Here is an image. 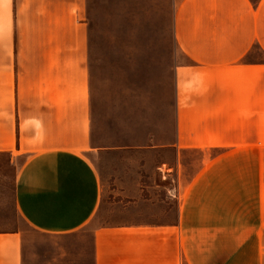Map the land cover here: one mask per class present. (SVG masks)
Here are the masks:
<instances>
[{"label": "crops", "instance_id": "obj_1", "mask_svg": "<svg viewBox=\"0 0 264 264\" xmlns=\"http://www.w3.org/2000/svg\"><path fill=\"white\" fill-rule=\"evenodd\" d=\"M166 1L173 147L221 150L219 175L236 181L232 199L167 202L143 186L125 188L109 216L94 224L103 208L95 160L133 148L118 145L98 120L94 0H0V153L27 154L16 209L56 245L33 254L20 231H0V264H264V61L253 55L255 47L264 50V0ZM125 47L141 66L165 63L159 41ZM90 225L84 248L82 231ZM68 241L76 247L64 249Z\"/></svg>", "mask_w": 264, "mask_h": 264}, {"label": "rangeland", "instance_id": "obj_2", "mask_svg": "<svg viewBox=\"0 0 264 264\" xmlns=\"http://www.w3.org/2000/svg\"><path fill=\"white\" fill-rule=\"evenodd\" d=\"M162 2L159 8L156 0L91 2L93 40L101 46L100 78L95 80L101 98L98 120L105 128L102 131L117 136L118 145L133 147L116 154H103L95 160L101 172L103 208L94 224L109 216L110 204L123 198L118 193L125 188L138 192L143 186L150 198L179 202L169 194L171 186H177L181 201L232 199L231 190L236 186L233 176L219 175L218 170L223 166L221 150L208 153L205 146H200L185 148L179 153L173 147L176 142L174 66L170 63L173 43L168 1ZM142 5H148L147 9L142 10ZM133 41H159L164 48L165 63L159 66L137 64L131 57V49L125 47ZM253 55L264 61L262 48L255 47ZM260 83L263 158L264 66ZM112 127L116 128L115 133ZM27 159L25 153H0V231H20L33 254L45 255L56 245L50 237L33 231L15 205L16 182ZM92 230L93 225H90L82 231L84 248L91 242ZM63 247L76 246L75 242L68 241Z\"/></svg>", "mask_w": 264, "mask_h": 264}, {"label": "built area", "instance_id": "obj_3", "mask_svg": "<svg viewBox=\"0 0 264 264\" xmlns=\"http://www.w3.org/2000/svg\"><path fill=\"white\" fill-rule=\"evenodd\" d=\"M160 172L163 174V177H165V172H164L163 168H160ZM178 191H179V189L177 188V186H171V190H169V194L174 199L180 200V193H178Z\"/></svg>", "mask_w": 264, "mask_h": 264}]
</instances>
